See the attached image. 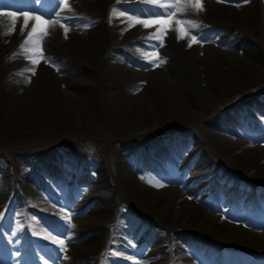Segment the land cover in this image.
Segmentation results:
<instances>
[{"label":"rangeland","instance_id":"rangeland-1","mask_svg":"<svg viewBox=\"0 0 264 264\" xmlns=\"http://www.w3.org/2000/svg\"><path fill=\"white\" fill-rule=\"evenodd\" d=\"M67 3L8 0L14 25L0 14V259L264 264V0H202L177 18L204 41L188 47L172 24L155 49L145 38L159 26L126 19L150 0ZM25 13L69 29L49 27L54 63L35 75L19 47L35 23L21 33ZM64 124L95 134L65 140ZM33 128L51 131L29 140Z\"/></svg>","mask_w":264,"mask_h":264},{"label":"snow or ice","instance_id":"snow-or-ice-1","mask_svg":"<svg viewBox=\"0 0 264 264\" xmlns=\"http://www.w3.org/2000/svg\"><path fill=\"white\" fill-rule=\"evenodd\" d=\"M246 2V0H245ZM150 3L155 7H148L146 10L141 9L136 12L135 15H129L126 19L130 22L129 27H132L134 24L143 25L144 28H149L153 25H158L155 32L145 39L147 40H156L159 43L152 45L153 49L163 47V38L167 34V32L171 29L172 24H175V32L176 38L178 41L184 40L186 37L188 38V47H192L193 44L202 43L205 39L203 36L193 35L192 32L195 29H199L202 26L195 22L192 19L187 18H177V17H186L190 16L192 12H201L204 10V6L202 0H150ZM62 4L64 8H68L69 5L67 0H62ZM8 7V0H0V14H6L13 17V25L16 21V16L14 13L8 12L4 13V9ZM112 13H116L115 6L112 8ZM120 16H124L125 13L121 11L119 13ZM150 17V19H141L139 17ZM154 17V19H151ZM35 21L32 25L31 30L27 32V36L23 39L20 44V50L22 53H31V55H25V59L30 60L33 65L32 68H26L24 71L31 72L32 75H35V66L43 60L45 63L53 64L49 58L45 57L42 49V41L49 34V27H54L55 24H59L61 28L64 29L65 34L68 32V28L65 27L63 23H61V18L58 16L55 22L45 20L39 15H28L24 14V25L20 29L21 33L28 27L29 21ZM88 26V25H85ZM14 30V28H13ZM146 55L147 62L149 64H154L155 66H159L161 64L166 63L165 59H162L158 56V54H153L152 56ZM15 56V54H14ZM23 75V72L20 73ZM28 82H30V78H28ZM135 90V89H134ZM155 186H162L156 184ZM69 228L72 227L70 224V217L68 218ZM70 239V237H69ZM54 243H57L61 250L64 249V240H54Z\"/></svg>","mask_w":264,"mask_h":264},{"label":"bare ground","instance_id":"bare-ground-1","mask_svg":"<svg viewBox=\"0 0 264 264\" xmlns=\"http://www.w3.org/2000/svg\"><path fill=\"white\" fill-rule=\"evenodd\" d=\"M15 1H16V0H15ZM21 1H22V0H21ZM26 1H27V0H26ZM32 1H34V0H32ZM29 2H30V1H29ZM15 3H16V2H15ZM22 3H23V2H22ZM31 3H32V2H31ZM9 5H10V4H9ZM16 6H17V5H16ZM25 6H26V5H25ZM8 7H9V6H8ZM27 8H28V7H27ZM33 8H35V6H34ZM31 9H32V8H31ZM31 9H30V10H31ZM35 9H36V8H35ZM37 11H38V10H37ZM84 18H85V17H84ZM53 20H55V19H53ZM58 25H59V24H58ZM59 28H60V27H59ZM177 168H178V167H177ZM63 170H64V169H63ZM56 173H57V172H56ZM63 179H64V178H63ZM171 182H172V181H171ZM189 183H190V182H189ZM166 186H167V185H166ZM163 187H164V186H163ZM167 187H169V186H167ZM167 189H168V191H169V197L167 198V200H166L165 203H169V201L172 199L173 195L176 193V192H175V189L172 188V187H169V188H167ZM188 189H189V188H188ZM163 190L165 191V189H163ZM163 190H162V191H163ZM235 191H236V190H235ZM186 192H187V191H186ZM190 193H191V192H190ZM216 194H217V193H216ZM227 194H228L227 192H224V195H225V196H226ZM75 195H76V193H75ZM75 195H74V196H75ZM176 195H177V194H176ZM190 196H191V195H190ZM243 196H244V195H243ZM247 196H248V195H247ZM175 197H176V196H175ZM65 200H66V199H65ZM173 200H174V198H173ZM42 201H43V200H42ZM173 202H174V201H173ZM242 202H243V201H242ZM80 203H81V202H80ZM79 205H81L80 207H81L82 209H83V208H85V209L89 208V207L86 206V205H82V204H79ZM79 205H78V206H79ZM72 206H73V205H72ZM78 206H75V207L73 206V208H71V210L77 208ZM68 207H69V206H68ZM197 207H198V206H197ZM200 207H201V206H200ZM246 207H247V206H246ZM198 208H199V207H198ZM77 210H78V209H77ZM190 211H191V210H190ZM80 212H81V211H80ZM208 213H209V212H208ZM208 213L204 212V214H208ZM70 215H71V214H70ZM73 215H74V214H73ZM187 216H188V215H187ZM208 216H209V214H208ZM215 217H216V216H215ZM206 218H207V217H206ZM211 219H212V218H211ZM204 220H205V219H204ZM213 220H214V219H213ZM214 221H215V220H214ZM231 223H232V222H231ZM222 225L230 227V226H229L230 224L228 225V223H225L224 221L222 222ZM224 226H223V227H224ZM217 228H218V227H217ZM219 228H220V227H219ZM238 228H240V227H238ZM236 229H237V228H236ZM227 230H228V229H227ZM217 231H218V230H217ZM236 231H237L238 233H241L239 230H236ZM245 232H248V233H249V231H248L246 228L244 229L243 234H245ZM254 234L259 235V236H261V237H264V231H262V230H261V231H258V230H257V231L254 232ZM234 235H235V234H234ZM248 235H249V234H248ZM253 236H254V235H253ZM159 237H160V236H159ZM227 237H229V236H227ZM112 239H113V238H112ZM159 239H160V238H159ZM233 239H234V238H233ZM15 240H16V239H15ZM15 240H14V241H15ZM227 241H228V240H227ZM227 241H226V243H228ZM0 243H1L2 245L4 244V243L1 242V241H0ZM13 244H14V243H13ZM133 244H134V243H133ZM11 245H12V244H11ZM15 245H16V243H15ZM134 245H135V244H134ZM252 246H253V245H252ZM261 246H262V245H261ZM261 246H260V247H261ZM215 247H216V246H215ZM6 248H7V247H6ZM202 248H203V247H202ZM204 248H205V247H204ZM212 249H213V248H212ZM214 249H215V248H214ZM260 250H261V249H260ZM19 251H20V250H19ZM243 251H244V250H243ZM255 251L257 252V249H255ZM6 252H7V249H5L3 253H5V255H6V254H7ZM241 252H242V251H241ZM241 252H240V253H241ZM261 252H262V251H261ZM8 254H9V253H8ZM25 255H27V254H25ZM6 257H7V256H6ZM4 258H5V257H4ZM7 259H8V258H7ZM0 260H2V259H0ZM8 261H9V260H8ZM8 261H7V260H2V261H0V264H9L10 262L8 263ZM28 261H29V260H28ZM249 263H250V264H255L253 260H250ZM11 264H12V263H11ZM59 264H68V263H67V262H64V261H60Z\"/></svg>","mask_w":264,"mask_h":264},{"label":"trees","instance_id":"trees-1","mask_svg":"<svg viewBox=\"0 0 264 264\" xmlns=\"http://www.w3.org/2000/svg\"><path fill=\"white\" fill-rule=\"evenodd\" d=\"M62 133H63L64 135H66V136H70V135L78 134V133H86V134H87V131L76 130V129L68 128V129L63 130ZM29 135H30V136H29ZM27 136L29 137V139L34 138L32 134H28Z\"/></svg>","mask_w":264,"mask_h":264}]
</instances>
